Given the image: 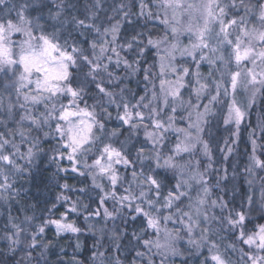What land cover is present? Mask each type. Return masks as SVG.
Returning a JSON list of instances; mask_svg holds the SVG:
<instances>
[{
	"label": "snow or ice",
	"instance_id": "snow-or-ice-1",
	"mask_svg": "<svg viewBox=\"0 0 264 264\" xmlns=\"http://www.w3.org/2000/svg\"><path fill=\"white\" fill-rule=\"evenodd\" d=\"M45 161L0 237L27 264L53 227L91 264H264V0H0V200Z\"/></svg>",
	"mask_w": 264,
	"mask_h": 264
},
{
	"label": "trees",
	"instance_id": "trees-1",
	"mask_svg": "<svg viewBox=\"0 0 264 264\" xmlns=\"http://www.w3.org/2000/svg\"><path fill=\"white\" fill-rule=\"evenodd\" d=\"M111 2V0H109ZM111 15V13H109ZM151 56H149V60ZM136 79H133L131 87L133 90L137 89ZM142 87V85H141ZM259 108L253 110L251 115V120L255 123L257 112ZM246 145L242 143L239 147L237 155L232 158V163H238L242 168L245 162L244 149ZM219 155V154H217ZM55 171V166L50 165L47 161L42 165V172L33 178H20L16 184V187L20 189V195L13 197L10 202L2 201L0 202V237L4 234V228L7 224L9 216L23 218L25 214L32 216L40 215V210L47 203L49 206L54 201L56 195L59 194V190L56 187V181L51 179ZM67 182L73 185L78 184V180L73 176V178H66ZM63 183L64 181H60ZM246 187V185H245ZM39 201V203H37ZM35 206V207H33ZM95 205H93L94 207ZM66 207V206H64ZM64 207L60 205L57 206V211L53 218H58L59 213L64 211ZM47 216V213H44ZM254 215L259 216V208H257ZM73 218L75 214H72ZM16 222H19L17 220ZM77 223L83 226L85 223L83 221V213H81L80 218ZM45 239L52 242V247L46 252V256L41 258V264L46 260L47 264H70L73 257L83 262V264H91V256L93 249V244L96 243V239L92 233L84 231L82 234L75 236L71 233H64L60 236L54 234V227L46 231ZM79 242L81 247L79 249L75 248V244ZM38 249L33 252V259L31 264H37L36 257L38 255ZM103 251V249H101ZM122 254L121 259H124ZM0 264H27L25 259V253L23 251H17L15 254L7 251V242L0 239ZM177 264H180L179 260Z\"/></svg>",
	"mask_w": 264,
	"mask_h": 264
},
{
	"label": "rangeland",
	"instance_id": "rangeland-1",
	"mask_svg": "<svg viewBox=\"0 0 264 264\" xmlns=\"http://www.w3.org/2000/svg\"><path fill=\"white\" fill-rule=\"evenodd\" d=\"M205 71H206V69H205ZM3 200H0V202H2Z\"/></svg>",
	"mask_w": 264,
	"mask_h": 264
}]
</instances>
